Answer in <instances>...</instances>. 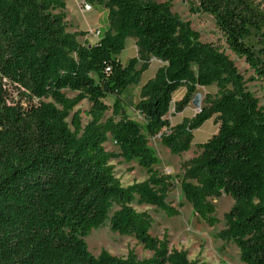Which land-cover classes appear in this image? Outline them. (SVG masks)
I'll list each match as a JSON object with an SVG mask.
<instances>
[{
	"label": "trees",
	"instance_id": "1",
	"mask_svg": "<svg viewBox=\"0 0 264 264\" xmlns=\"http://www.w3.org/2000/svg\"><path fill=\"white\" fill-rule=\"evenodd\" d=\"M92 1L108 7V27L89 43L77 39L83 30H68L65 0H0V264H206L171 244L165 231L152 234L153 217L133 202L168 216L180 212L182 201L166 199L174 177L154 167L159 158L148 136L159 133L180 153L212 116L216 130L196 142L200 152L180 179L182 194L209 225L220 220L209 197L229 194L233 204L216 235L238 246L241 261L264 264V107L247 86L264 82L263 0H197L190 7L212 15L225 45L201 40L171 10L174 0ZM128 36L137 54L123 62ZM226 48L243 57L248 77ZM152 56L162 63L140 86L136 119L122 93L139 82ZM210 85L216 93L205 92L194 115L170 124L172 104L182 111L198 87ZM83 99L85 124L74 109ZM109 137L118 150L105 147ZM116 157L137 160L146 178L123 185ZM105 224L152 254L102 247L95 255L86 236Z\"/></svg>",
	"mask_w": 264,
	"mask_h": 264
},
{
	"label": "rangeland",
	"instance_id": "2",
	"mask_svg": "<svg viewBox=\"0 0 264 264\" xmlns=\"http://www.w3.org/2000/svg\"><path fill=\"white\" fill-rule=\"evenodd\" d=\"M81 1L67 0V9L70 11L72 22L79 21L81 30L85 32L84 35L88 37V40H94L96 36L93 32L97 28L100 30L98 36H101L108 27V7L96 1L89 0L93 8L83 12L79 10V2ZM196 2L197 0H174L171 4V10L181 19L189 21L191 26L199 32L201 40L215 41L225 45L224 38L216 28L212 15L207 12L191 11L190 7L195 6ZM68 29H70L69 24ZM78 39L83 40L82 37H78ZM226 52L234 59L237 67L244 73L245 77H248L252 73V70L248 69V65L243 57L237 56L228 48H226ZM136 54L137 49L133 36L127 37L125 47L119 53V57L126 62L130 56ZM161 63V60L158 58L150 57L147 62V68L142 72L139 82L129 85L124 89L122 97L124 99L125 109L131 117L136 119L141 118L135 109V103L139 99L140 86L148 77L154 74L156 68ZM247 86L259 97V104L264 107V82L261 80H249ZM64 90L69 96L75 94V91L67 88ZM198 90L202 94V105L204 93L207 91L216 93L217 88L215 85H210L198 87ZM183 91V87L178 89L173 94L172 102L179 98L183 94ZM112 100V96L105 97V101L109 104L112 103ZM88 107L89 101L87 99H83L74 107V109H81L82 124H85L89 119V116L85 113ZM197 110L198 107H195L191 101L179 112L175 111L174 105L172 104L166 116L169 118L170 124H175L184 116L190 117L194 115ZM110 113L111 110H108L106 115ZM67 119L70 120V116ZM216 127L217 123L213 116L205 120L198 128L193 130L194 136L190 147L180 153H172L161 142L159 133L148 136V143L159 158V161L154 164V167H157L161 171L170 172L175 180L176 185L169 192L166 199L173 204H177L178 201H182L183 204L179 206L180 212L173 216L166 215L163 210L156 208L154 205L137 204L135 202H133V205L138 210H148L153 217V222L150 227L152 234L162 236L165 231L170 243L177 248L186 249L189 258H198L200 261H205L206 264H247L240 260L239 249L235 243L231 240H223L216 235L219 230L225 227L223 213L229 210L233 204V198L225 192L209 197L215 205V214L220 218L217 223L209 225L204 219L193 212L191 203L183 196L180 188V179L188 161L200 152V148L196 142L207 139L216 130ZM164 130H168V128ZM104 145L109 150H118L117 145L110 137L104 142ZM111 162L114 164L116 176L120 178L123 185L130 184L135 180H143L147 176L145 168L140 166L135 159L126 161L122 157H116L112 158ZM86 241L88 248L95 255L99 253L102 247L118 255H125L130 248L140 258L148 257L152 254L134 236L113 231L108 224L93 228L86 236Z\"/></svg>",
	"mask_w": 264,
	"mask_h": 264
},
{
	"label": "crops",
	"instance_id": "3",
	"mask_svg": "<svg viewBox=\"0 0 264 264\" xmlns=\"http://www.w3.org/2000/svg\"><path fill=\"white\" fill-rule=\"evenodd\" d=\"M63 10L65 11V14H66V20H67V23L69 24V27H70V29H68V30H70V31H74V30H81V27H80V22L79 21H77V22H75V23H73L72 22V17H71V15H70V11H68V9H67V0H65V6H64V8H63ZM79 10L80 11H82L80 8H79ZM100 11H102L101 9H100ZM84 12V11H83ZM108 23V22H107ZM78 37H82V39L83 40H79L78 39ZM129 37H132V36H128V38ZM96 38H97V36L94 38V40H88V37L87 36H85L84 34H79L78 36H77V39L79 40V41H82V42H84V41H88L89 43H93L95 40H96ZM133 40H134V44H135V37H133ZM136 46V45H135ZM121 59V58H120ZM122 60V59H121ZM123 61V60H122ZM123 62H125V61H123ZM142 74V73H141Z\"/></svg>",
	"mask_w": 264,
	"mask_h": 264
},
{
	"label": "built area",
	"instance_id": "4",
	"mask_svg": "<svg viewBox=\"0 0 264 264\" xmlns=\"http://www.w3.org/2000/svg\"><path fill=\"white\" fill-rule=\"evenodd\" d=\"M79 8L82 11H88L93 8V5L89 0H82L81 2H79ZM93 33L95 36H98L100 34V30L97 28Z\"/></svg>",
	"mask_w": 264,
	"mask_h": 264
},
{
	"label": "water",
	"instance_id": "5",
	"mask_svg": "<svg viewBox=\"0 0 264 264\" xmlns=\"http://www.w3.org/2000/svg\"><path fill=\"white\" fill-rule=\"evenodd\" d=\"M201 92L200 91H197L195 92V94L193 95L192 99H191V102L194 104L195 107H198L200 108L201 106Z\"/></svg>",
	"mask_w": 264,
	"mask_h": 264
}]
</instances>
